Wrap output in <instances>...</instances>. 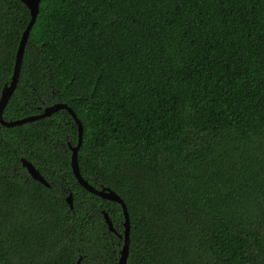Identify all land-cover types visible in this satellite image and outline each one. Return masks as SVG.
I'll return each mask as SVG.
<instances>
[{"label":"trees","instance_id":"1","mask_svg":"<svg viewBox=\"0 0 264 264\" xmlns=\"http://www.w3.org/2000/svg\"><path fill=\"white\" fill-rule=\"evenodd\" d=\"M30 20L0 0V98ZM57 102L127 264H264V0H41L3 116ZM78 142L66 109L0 122V264L119 261Z\"/></svg>","mask_w":264,"mask_h":264},{"label":"water","instance_id":"2","mask_svg":"<svg viewBox=\"0 0 264 264\" xmlns=\"http://www.w3.org/2000/svg\"><path fill=\"white\" fill-rule=\"evenodd\" d=\"M31 11V20L26 28V30L23 33V36L21 38L18 52H17V58H16V63H15V68H14V73L12 76V80L9 84H6L3 91L2 95L0 98V122L1 124L5 126H14V125H20L23 123H26L28 121H33L36 119H40L46 116H49L53 114L54 112L60 110V109H66L68 110L76 122L78 123L79 126V142L77 145L72 146V168L74 171V174L80 183L81 186L86 188L88 191L94 193L97 196H100L103 199L110 200V201H115L118 202L123 209V214H124V233L123 235L120 234L121 238H124V244L122 246L121 252H120V258L117 264H127L128 259H129V252H130V233H131V218H130V213L128 210L127 203L125 200L113 189L110 187H98L95 184L90 183L87 179H85L81 173L80 170V165H79V160H78V151L81 147L82 144V136H83V124L81 120L77 117L76 113L74 110L65 102H57L55 104L49 105L46 108H44L43 112L39 114H34L31 116L23 117L17 120H5L3 114L6 106L8 105L10 98L12 97L13 93L15 92L18 83H19V78L21 74V68L23 64V59H24V52H25V47L31 32V29L33 28L39 10H40V3L41 0H21ZM23 166L28 170L29 174L36 180L41 181L47 186H50V183L48 180L43 176L41 171L28 159L22 158ZM67 202L70 204L71 208L74 207V202H73V193L70 192V194L67 196ZM104 218L106 220V223L109 226V229L113 232H117L114 223L109 216V213L106 210H103ZM81 260L78 261L79 264Z\"/></svg>","mask_w":264,"mask_h":264}]
</instances>
